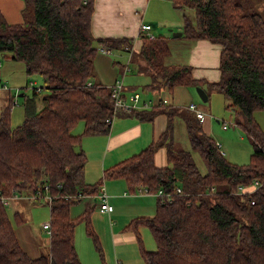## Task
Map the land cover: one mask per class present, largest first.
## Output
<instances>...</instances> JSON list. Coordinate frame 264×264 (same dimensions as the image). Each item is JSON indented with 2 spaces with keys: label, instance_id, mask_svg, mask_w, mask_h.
I'll list each match as a JSON object with an SVG mask.
<instances>
[{
  "label": "trees",
  "instance_id": "obj_1",
  "mask_svg": "<svg viewBox=\"0 0 264 264\" xmlns=\"http://www.w3.org/2000/svg\"><path fill=\"white\" fill-rule=\"evenodd\" d=\"M168 1L182 12V38L221 46L218 81L195 78L190 65L169 64L171 49L165 36L151 38L140 29L136 54L135 38L95 37V0H24L23 22L16 24L0 13V56L22 62L29 77L42 78L31 95H18L24 109L18 126L11 121L15 94L2 88L9 95L0 106V193L11 202L5 205L0 198V264H82L75 244L81 223L101 251L92 214L96 206L102 211L100 194L107 193V179L124 180L130 194L157 197L153 216L136 217L125 227L137 237L145 264H264V131L254 118L255 112L264 111V15L238 0ZM112 51L128 52L130 64L149 78L142 87L124 84L126 92L141 89L159 96L151 108L117 113V118L130 115L152 121L164 114L167 126L156 141L88 183L87 155L79 146L85 136L111 130L113 123L107 119L115 114L111 98L115 82L104 85L98 79L95 59ZM118 64L119 79H124L128 67ZM204 85L208 99L209 91L225 96L226 108L250 138L253 151L248 163L228 160L187 106L161 98L174 94L176 87ZM178 120L186 126L188 145L175 140ZM80 122L84 129L76 134ZM162 147L168 164L158 167L155 155ZM255 181L259 184L254 188ZM240 187L249 190L242 192ZM159 191L170 194L171 201L163 200ZM22 196L44 199L50 208V225L44 227L51 230L49 243L38 257L26 251L18 237L16 226L25 224L21 210L15 209L14 222L7 210ZM108 198L107 193V202ZM83 199L93 200L94 206L73 216L72 207ZM142 228L150 230L155 251L145 248Z\"/></svg>",
  "mask_w": 264,
  "mask_h": 264
},
{
  "label": "crops",
  "instance_id": "obj_2",
  "mask_svg": "<svg viewBox=\"0 0 264 264\" xmlns=\"http://www.w3.org/2000/svg\"><path fill=\"white\" fill-rule=\"evenodd\" d=\"M23 6L24 0H0V13H2L7 22L11 24L21 23L23 22V16L21 14ZM165 12L177 14L176 16H178V19L168 18L164 20L167 25L171 23L177 25L179 30H182L181 28H183L184 22L182 12L177 10L168 0H95L92 31L95 37L98 38H135L133 49L136 54L139 52L141 46V40L139 38L141 25H151L152 28L150 32L155 35L153 33L154 26L152 21H155V19L163 21V19L158 16L160 14H166ZM220 52L221 46L209 40L201 39L195 42L190 41L187 57H183V60L179 64L190 65L193 70V75L197 79L216 82L221 78V71L219 68ZM113 62V59H111L107 53H99L96 56L95 67L98 79L104 85H111L120 78V69L116 67ZM135 67L134 65V68ZM134 68H132V70ZM135 71L137 73L129 76V81L132 83L131 85L136 84L135 76H145L148 78V76L138 72L137 69ZM126 76L128 75L126 74L125 78ZM127 87L131 89L130 85ZM179 88H182L183 91L188 90L186 89L187 87H176L174 94L179 91ZM128 91L130 92V90ZM165 94L166 93L163 95ZM174 94V99H176ZM8 95L9 93L6 92L2 93V95L0 94L1 108L6 104ZM189 101L190 103L194 102L192 95H190ZM170 103L176 105L177 102L173 100V102L170 101ZM225 103L227 105L226 99ZM182 107H186V104ZM199 108L205 112V118L201 121V125L203 131L207 135L217 140L214 130L215 121L219 124L221 123L222 129L227 131L219 136L222 140L217 141L219 142L220 148H222L224 143L223 136L228 133L231 123L224 119L226 116L213 114L211 112V107L204 108L199 106ZM219 117H222V121L219 120ZM254 118L264 131V111L255 112ZM226 122H228L229 125L227 128H224L223 125ZM130 124H132V126ZM177 124L185 126L182 120H179ZM166 126L167 117L164 114H158L152 121H141L130 115H122L114 120L111 130L107 135L85 136L79 149L83 150L87 155L85 166L86 181L88 183L98 181L103 176V172L106 168L140 152L151 142L156 141L164 133ZM83 129L84 126L80 125L79 128L74 131H76V134H80ZM231 132V134H228L231 139L237 136V132ZM240 137L239 151L234 157H230L233 163L245 161L249 154L251 156L253 151L252 144L246 143L243 137ZM177 139L178 138L175 137L176 141ZM232 148L233 145L231 141L229 142V146L227 145V149L228 151L230 150V153ZM238 157H241V159ZM155 163L158 167L167 166L166 148L162 147L157 151ZM105 188L109 195L108 203L113 205L114 208L110 212H102L99 210L102 215L95 213L93 217L92 214V221L95 224L94 228L98 233H102L103 246H106V241H108L107 237H112L113 242L111 244L112 246L115 245V249L117 250L115 257L117 264H130L128 262L130 258L129 246L134 245L138 241L137 237L132 232L125 230V227L136 217L153 216L156 212L157 201L155 202L153 198L155 196L151 197L152 195L143 196L130 194L127 191L126 182L121 179L105 180ZM88 200H90L88 206H94V201L91 199ZM121 206H123V210L125 211L122 210L123 212H118L117 208ZM143 230L144 229L140 230L141 236ZM106 248L110 255V247L106 246ZM147 250L152 251L149 249ZM39 253L40 252L37 251V254H33L32 252L30 254L33 257H38L41 255ZM142 264H144V261Z\"/></svg>",
  "mask_w": 264,
  "mask_h": 264
},
{
  "label": "rangeland",
  "instance_id": "obj_3",
  "mask_svg": "<svg viewBox=\"0 0 264 264\" xmlns=\"http://www.w3.org/2000/svg\"><path fill=\"white\" fill-rule=\"evenodd\" d=\"M241 4H243L245 7L249 8L252 11L259 12L264 15V2L263 0H238ZM166 14H160L158 17L162 18L163 21H160L159 19H155L153 22V33L155 36H165L167 38V43L171 49V55L168 58L169 64H179L183 60V57H187L188 49L190 46V41L187 38L182 37H175L174 32L182 31L179 30L177 25H173L167 23L164 21L166 19H178L177 14H171L169 12H165ZM157 16V15H156ZM168 16V17H167ZM184 24V23H183ZM183 29V28H181ZM108 56L113 59L115 66L123 64L130 68V71L128 72V76L123 79V83L126 86H139L142 87L143 85L147 84L149 81V78L145 76H135V85H131L132 83L129 81V76L137 73L133 68V64H130V54L128 52H119V51H112ZM2 65V68H1ZM124 66V67H125ZM132 71V72H131ZM122 78V75H120ZM6 84L7 88L11 90L12 95L18 93L20 95L21 93H27L28 95L32 94L33 87L40 88L42 84V78L39 75H33L28 76L25 72V66L22 62H14L11 59L5 58L4 56H0V94L8 91L2 90V86ZM185 88V87H184ZM188 90L183 91V89L179 88V91L175 92V98L173 94H169L168 92L165 95H162L161 98H167L171 102L173 100L176 103L177 106H188L190 104V95L193 96V101L200 107H211V112L215 115L219 116H226L224 118L226 121L230 122V129L227 134L223 136L224 143L223 147L221 148V151L225 154L226 152V158L230 160V157H234L237 152L239 151V144H240V136L243 137L244 141L246 143H250V138H248L247 134L242 130L241 127L236 125V116L235 114L226 108L225 103V96L216 91H209V94H211L210 99L207 102H203L201 97L199 96V93L197 91V87H188L186 88ZM203 89L208 90L209 88L204 85ZM137 92L141 94V103L144 100H153V102L157 101L159 99V96L156 94H152L148 91H142L139 89ZM131 93V92H128ZM130 95V94H129ZM178 100V101H177ZM207 110V109H206ZM221 120L222 117H219ZM24 120V109L22 106V99L20 96H18V103L14 105L12 109V125L18 126L21 124ZM179 121V120H178ZM222 121V120H221ZM80 125L84 126L83 122H80L78 126L74 128V130H77ZM132 126V124H130ZM215 135L217 137V141H221L222 138L219 137L222 135V133H226L227 131H224L222 129L221 123L215 121ZM176 131L175 135L178 138L177 141L181 142V144L188 145V134L186 127L182 124L176 125ZM231 131L237 132V136L233 137L231 139L228 134H231ZM76 133V131H74ZM79 134V133H78ZM83 140V139H82ZM232 141L233 148L228 151L227 145L229 146V142ZM219 144V142H217ZM231 154V155H230ZM241 159V157H238ZM195 159L200 167V169L205 172L206 168L204 165V162L202 161L200 155L196 152L195 153ZM250 159V154L246 158L245 161H239L238 163H248ZM231 161V160H230ZM233 162V161H232ZM143 196H149V195H143ZM153 197V196H151ZM22 199H14V201L7 206L8 213L14 222V212L16 208H19L21 210V216L24 219V225L16 226V231L18 234V237L26 251L29 253L37 254V251H39V254H42L46 251V246L49 243V234L47 230L44 229V224L50 221V208L47 204V202L42 200H36V199H28L26 197H21ZM155 202L157 201V197H153ZM90 200L83 199L80 202L76 203L72 207V215L78 216L82 212L86 211L89 206ZM11 202V201H10ZM23 206V207H21ZM93 206V205H92ZM118 212H123V206L117 208ZM123 210V211H122ZM95 213H99L102 215L99 211V207H96L93 212V217ZM93 225L95 227V224L93 222ZM143 234L142 239L144 242V246H146L149 250H156V243L154 241V238L148 228H142ZM99 239H100V247L101 251L96 247L95 242L91 236H89L86 233V226L84 223H81L76 228V249L77 253L79 255V258L81 260L82 264H117L116 260V253L117 250L115 249V245L112 246V237L108 236V241H106V246L110 247L111 254L109 255L107 252V248L102 243V233H98L96 231ZM130 253H129V260L128 262L130 264H142L144 259L142 258L140 251H139V243H135L132 246H129ZM103 252V254H102ZM145 264V262H144Z\"/></svg>",
  "mask_w": 264,
  "mask_h": 264
},
{
  "label": "built area",
  "instance_id": "obj_4",
  "mask_svg": "<svg viewBox=\"0 0 264 264\" xmlns=\"http://www.w3.org/2000/svg\"><path fill=\"white\" fill-rule=\"evenodd\" d=\"M151 25L149 24H142L140 29L142 31H145L148 33L149 37L154 38V35L150 33L151 30ZM130 69L126 68V72H129ZM2 88L7 89V85L4 84L2 86ZM130 94V95H129ZM111 98H112V107L115 111V114L113 115L112 118L107 119V122L109 123H113L114 120L117 118V113H126V114H130L135 110H139V109H147V108H151L153 105V101L150 100H146L143 101L141 103V94L139 92H131L128 93L124 90V83H123V79H117L115 81V83L113 85H111ZM164 102H167L168 99L164 98L163 99ZM18 103V93L15 94L14 96V105H16ZM187 109L190 110L191 112H193L196 117L198 119H200V121H203L205 118V112L203 110H201L198 105L194 102L190 103L187 106ZM229 125L228 122L224 123L223 127L227 128ZM259 184L258 181H255L254 183V188L257 187V185ZM180 192V189H177ZM240 190L242 192L249 190L248 188L245 187H240ZM159 195H161L163 197V200H166L168 202L171 201V195L170 194H166L163 191H159ZM100 197L102 198V202L100 205V208L103 212H110L113 210V206L110 205L107 202V193L105 191H103L100 194ZM0 198L2 200V202L7 205L10 202V199L8 197L2 196L0 193ZM15 198H18V196L16 195ZM49 223H45L44 227L48 228L49 227ZM47 232L50 236L51 234V230L47 229Z\"/></svg>",
  "mask_w": 264,
  "mask_h": 264
},
{
  "label": "water",
  "instance_id": "obj_5",
  "mask_svg": "<svg viewBox=\"0 0 264 264\" xmlns=\"http://www.w3.org/2000/svg\"><path fill=\"white\" fill-rule=\"evenodd\" d=\"M182 35H183V32H181V31L174 32V36L175 37H181ZM197 91L199 93V96L203 100V102H207L208 101V96H207V93H206L205 89H203L202 87L198 86L197 87Z\"/></svg>",
  "mask_w": 264,
  "mask_h": 264
}]
</instances>
